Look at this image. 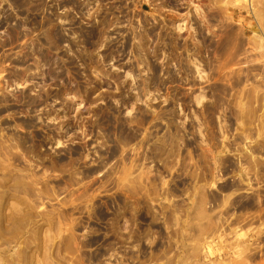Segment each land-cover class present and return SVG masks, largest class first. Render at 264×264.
<instances>
[{
    "label": "rangeland",
    "instance_id": "rangeland-1",
    "mask_svg": "<svg viewBox=\"0 0 264 264\" xmlns=\"http://www.w3.org/2000/svg\"><path fill=\"white\" fill-rule=\"evenodd\" d=\"M0 264H264V0H0Z\"/></svg>",
    "mask_w": 264,
    "mask_h": 264
}]
</instances>
